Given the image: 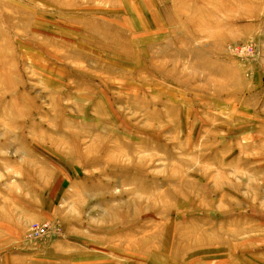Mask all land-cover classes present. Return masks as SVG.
Wrapping results in <instances>:
<instances>
[{
  "label": "rangeland",
  "instance_id": "rangeland-1",
  "mask_svg": "<svg viewBox=\"0 0 264 264\" xmlns=\"http://www.w3.org/2000/svg\"><path fill=\"white\" fill-rule=\"evenodd\" d=\"M0 264H264V0H0Z\"/></svg>",
  "mask_w": 264,
  "mask_h": 264
},
{
  "label": "bare ground",
  "instance_id": "bare-ground-1",
  "mask_svg": "<svg viewBox=\"0 0 264 264\" xmlns=\"http://www.w3.org/2000/svg\"><path fill=\"white\" fill-rule=\"evenodd\" d=\"M105 1V0H104ZM155 1V0H154ZM148 2H150V1H148ZM128 3V2H127ZM149 4V3H148ZM128 5H129V3H128ZM152 6V5H151ZM153 8V7H152ZM154 10V9H153ZM122 11V10H121ZM129 11V10H128ZM150 12V11H149ZM154 12V11H153ZM95 14V13H94ZM99 14V13H98ZM118 14V13H117ZM103 15V14H102ZM123 15V14H122ZM125 15V14H124ZM128 15V14H127ZM150 15V14H149ZM95 16V15H94ZM103 17V16H102ZM115 19V18H114ZM115 24V23H114ZM158 24H160V23H158ZM117 25V24H116ZM149 25V24H148ZM150 26V25H149Z\"/></svg>",
  "mask_w": 264,
  "mask_h": 264
},
{
  "label": "built area",
  "instance_id": "built-area-1",
  "mask_svg": "<svg viewBox=\"0 0 264 264\" xmlns=\"http://www.w3.org/2000/svg\"><path fill=\"white\" fill-rule=\"evenodd\" d=\"M37 228H39V227H37Z\"/></svg>",
  "mask_w": 264,
  "mask_h": 264
}]
</instances>
